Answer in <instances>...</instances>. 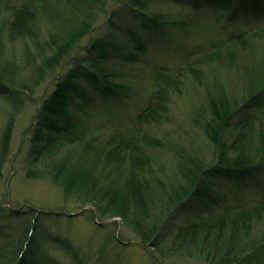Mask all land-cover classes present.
I'll return each mask as SVG.
<instances>
[{"label": "trees", "instance_id": "1", "mask_svg": "<svg viewBox=\"0 0 264 264\" xmlns=\"http://www.w3.org/2000/svg\"><path fill=\"white\" fill-rule=\"evenodd\" d=\"M154 1L0 0L7 17L0 25V99L20 106L19 98L47 78L53 85L39 97L23 144L28 146L24 177L51 181L65 199L90 205L83 211L102 221L121 218L154 253L156 264L186 257L208 264H264V0H163L169 8L179 7L175 12L154 9ZM109 10L106 22L113 31L84 44ZM206 24L218 33L197 56L186 54L173 67L148 60V36L141 29L191 33ZM2 36L22 42L21 63L4 54ZM152 62L150 90L135 118L124 123L119 106L134 97L143 78L134 67ZM224 72L233 75L239 94L227 90L232 76L225 82ZM183 81L201 87H195L193 119L212 154L202 160L185 152L178 165L185 184L180 179L176 190L171 186L166 192L169 185L154 176L152 151L165 144L155 131L167 122L173 96L187 90ZM9 152L5 129L0 172ZM223 182L234 183L236 191L252 184L256 195L221 203L227 195ZM194 202L201 203V214L171 228ZM19 205L7 209L17 226L14 236L0 242V264H58L34 253L46 241L68 251L75 264L83 263L68 239L43 226L42 219L62 213ZM95 225L106 226L97 220ZM6 229L0 224V234ZM166 236L171 239L164 246ZM115 240L124 246L123 239Z\"/></svg>", "mask_w": 264, "mask_h": 264}, {"label": "rangeland", "instance_id": "2", "mask_svg": "<svg viewBox=\"0 0 264 264\" xmlns=\"http://www.w3.org/2000/svg\"><path fill=\"white\" fill-rule=\"evenodd\" d=\"M152 7L157 10L163 9L174 12L179 10L177 6L169 8L163 0H155ZM109 15L111 16V10L99 18L90 36L83 38L82 42L84 44L88 43L89 38L113 31L106 22L109 20ZM6 18L5 11L0 7V25L2 20ZM100 22L104 25L103 27L99 26ZM141 32L148 36V45L151 52L148 54V60L151 59L156 64L170 65V67L176 65L177 60L186 54L192 56L200 54V52L205 50L209 40L218 33L212 24H206V29L193 30L191 33H182L175 28L158 29L155 32L148 28H143ZM3 33L5 35L7 31L4 30ZM2 37L3 48L5 49L4 54L9 56L12 53L15 55L16 60H20L21 63V60H23L21 55L22 42H6L5 37ZM151 65H153V62L152 64H138L134 67V70H137L138 78H143L136 83L139 88L136 89L138 92L133 95L134 97L119 106L117 113L124 123H129L135 118L142 107V101L145 100L146 94L150 90L147 77L149 76ZM230 76H232V82L231 84L227 83V90L231 94H234L231 91L239 94L240 89L237 87L233 75L224 72L221 79L226 82ZM51 82V78H47L43 84L34 89V92L24 93L19 98L20 106H13L9 101L0 99V138L4 130L9 129L10 146L8 160L0 172V203H3L1 205L2 208H0V211H3L0 212L2 216H0V224L7 225L6 231L0 234V242L3 239H7V236H14L11 231L17 226L15 221L17 218L12 217L7 209H16L13 205L20 203L21 206L25 204L46 214L62 212L61 218L48 216L41 221L52 235H60V238L70 241L75 252L81 256L82 264H100L101 261L105 264H156L151 258L152 251L144 248L139 243L133 232L129 230L128 225L121 218L115 217L114 220L106 219L102 221L103 219H99L97 215L93 216V212L83 211L86 206L91 208L90 205H82L73 198L65 199L60 188L51 181L36 178L26 179L24 177L28 146L27 143L24 146L23 144L30 137L31 124L39 103L38 99L44 92H49L52 89L53 85ZM184 84L188 85L187 90H185L183 95L173 96L164 118L167 122L158 126L155 131L165 144L161 148L156 149L155 152L152 151L156 157L154 176L169 185L166 192L169 191L171 186H174L173 188L176 190V184L180 179L185 184L178 171V165L184 160L182 155H186L189 152L187 154H193L194 157L197 155L198 158L201 157L202 160H205L212 154L210 142L205 138L193 119V114L197 113L198 110L197 106H195L198 101L196 88L199 90L201 87L193 85L189 81ZM153 181L154 183L157 182L155 179ZM223 185L225 187L222 189V194L225 191L227 195L221 197V203H224L225 200L231 202L250 200L256 195L251 191L252 184H250V187H243V190L241 189L240 191L235 190L236 185L232 182H226ZM161 196L165 199V193ZM200 206H202L200 202H194L191 205L192 210L180 213L176 220L172 222L171 228L180 226L188 219L201 214ZM74 212H76L74 215L65 214ZM95 220L98 221L99 225L105 224L106 226L96 227ZM111 236H114L117 240L123 239L124 246L117 244L116 240ZM38 238L41 237L38 236ZM170 239L169 236H166L163 241V243H166L164 246L169 244ZM102 246L104 247L102 252H100ZM34 253L38 255L46 254L52 260H56L58 264H75L71 254L54 242L46 241L40 243L39 249ZM98 259L101 261H97ZM159 263L208 264L200 259L195 258L194 260L189 257L166 259L164 262L159 261Z\"/></svg>", "mask_w": 264, "mask_h": 264}, {"label": "water", "instance_id": "3", "mask_svg": "<svg viewBox=\"0 0 264 264\" xmlns=\"http://www.w3.org/2000/svg\"><path fill=\"white\" fill-rule=\"evenodd\" d=\"M56 213H62V212H56ZM66 215H74V214H76V212H74V213H65ZM93 215L95 216V213H93Z\"/></svg>", "mask_w": 264, "mask_h": 264}]
</instances>
